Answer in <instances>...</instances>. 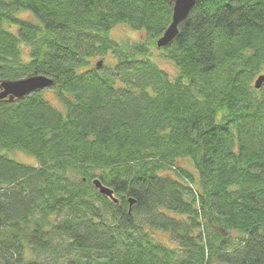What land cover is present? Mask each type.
<instances>
[{"label":"trees","instance_id":"trees-1","mask_svg":"<svg viewBox=\"0 0 264 264\" xmlns=\"http://www.w3.org/2000/svg\"><path fill=\"white\" fill-rule=\"evenodd\" d=\"M169 1L0 0V264H264V0Z\"/></svg>","mask_w":264,"mask_h":264},{"label":"water","instance_id":"water-1","mask_svg":"<svg viewBox=\"0 0 264 264\" xmlns=\"http://www.w3.org/2000/svg\"><path fill=\"white\" fill-rule=\"evenodd\" d=\"M197 0H171L169 4L172 7V21L167 27L163 35L157 40L156 45L164 47L168 45L176 38L179 32V24L183 21L190 13V10L194 7ZM101 65L102 61L98 62ZM264 83V75L258 77L256 81V87H261ZM54 85V80L40 74L30 75L29 77L19 79V80H10L3 82L0 89V98L11 96L16 98H22L26 95L31 94L32 92L47 90ZM94 185L100 190L101 193L113 198L116 202L118 199L114 196V191L102 184L99 179L94 180ZM133 200H131V205Z\"/></svg>","mask_w":264,"mask_h":264},{"label":"rangeland","instance_id":"rangeland-1","mask_svg":"<svg viewBox=\"0 0 264 264\" xmlns=\"http://www.w3.org/2000/svg\"><path fill=\"white\" fill-rule=\"evenodd\" d=\"M111 37L113 39H115L118 42H122V41H126V40H141L142 38H146L145 33H141L138 31H134L132 28H129L127 25H117V27H115L112 32H111ZM153 50V55L156 59V61L162 65V67L170 70L171 73L174 72L173 68L170 67L171 64H169L167 61H164L161 56H160V52L155 49V46L153 45L152 48ZM98 60H100V58H97L95 60V62H97ZM99 62V61H98ZM43 95L50 101V103L59 106V102L57 101L56 95L53 92V90L51 88H48L47 90H43ZM15 158L20 161V162H24V163H29V164H35L36 166H38L36 160L34 157L32 156H28L25 153L22 152H16L15 154ZM161 238L167 240V235H161Z\"/></svg>","mask_w":264,"mask_h":264}]
</instances>
